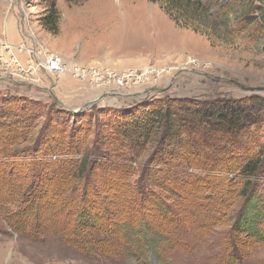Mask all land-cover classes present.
<instances>
[{
  "label": "rangeland",
  "instance_id": "rangeland-1",
  "mask_svg": "<svg viewBox=\"0 0 264 264\" xmlns=\"http://www.w3.org/2000/svg\"><path fill=\"white\" fill-rule=\"evenodd\" d=\"M112 1L0 0V41L6 45L41 47L42 52L52 50L68 62L132 71L120 86L94 87L70 74L51 77L39 73L41 82L35 86L0 82V106L21 105L24 100L47 106L34 121L36 134L47 112L59 116L54 123L57 141H50L47 152L43 145L34 150V160L21 161L19 155H12L9 163L38 168L44 163L46 168L60 170L55 164L64 161L71 182L79 188L66 209L52 212L29 208L22 189L26 180L12 176L15 185L21 183L20 189L3 184L0 264H264V241L233 229L248 196L258 199L264 212V114L261 123L241 129L250 136L239 137L246 143L242 147L228 141V129L243 120L246 123L241 112L252 116L264 112L262 101L239 106L234 114L229 109L242 98L264 99V0H199L209 6V15L195 14L196 20L178 23L166 12L165 4L122 0L128 1L129 10L148 5L157 15L144 23L127 18L124 24L120 21L121 30L114 29L117 25L106 28L107 16L99 9L110 7ZM52 3L57 10L54 31L42 23ZM13 53L18 56L22 51L13 48ZM75 109L79 110L73 113ZM150 111L173 115L172 127L164 128L160 120L154 124L156 134L153 131L138 140L131 126L128 131L118 123L122 116L147 117ZM191 113L202 118L198 125L179 119ZM163 129L181 132L178 140L186 142L190 160L183 161L175 153L160 159L157 142ZM167 140L166 136L163 145ZM252 141L260 144L256 156L263 162L246 192L249 177L239 168ZM60 146L68 150L59 153L55 148ZM252 148L255 154L257 148L253 144ZM49 153L50 159L45 155ZM83 155L88 157L89 168L87 173H76ZM163 162L172 168L164 169ZM185 162L192 166L184 170ZM111 164L119 168L116 175L123 188L116 192L99 188L97 203L80 221L79 195L86 184L96 180L97 170ZM30 169L26 165L29 177ZM0 175L1 179L6 176L1 167ZM143 175L149 178L153 207L146 212L150 226L140 232L129 215H119L116 204L131 197V190L137 192ZM167 177L172 184H163ZM157 194L168 211L165 217L155 213H161L156 208ZM174 207L176 215L171 214ZM108 213L114 221L105 224L102 221ZM157 231L159 245L147 248L146 239ZM94 241L103 243L102 247L93 245Z\"/></svg>",
  "mask_w": 264,
  "mask_h": 264
},
{
  "label": "trees",
  "instance_id": "trees-1",
  "mask_svg": "<svg viewBox=\"0 0 264 264\" xmlns=\"http://www.w3.org/2000/svg\"><path fill=\"white\" fill-rule=\"evenodd\" d=\"M76 2L84 1V0H74ZM152 2H160L162 4H165V10L168 12L169 16L176 22L180 21H188V20H196L198 17L195 16V14H198L199 16L208 14L209 6L206 4H203L199 0H149ZM55 5L52 3L49 11L43 16V25L48 30H56L57 27V17L56 13L57 10L54 7ZM11 100H8L6 102H10ZM23 101V100H22ZM22 103L21 105H18L15 103V106L9 105V103H5L7 106H0V167L3 169V173L5 172L6 176H3V179H1L0 175V190L2 185H11L12 187H18L20 189L21 183H16L11 181L12 179H23L26 180V182L23 184V197H26L28 199V202H26L27 205H29V208L31 210L33 209H39V208H45L49 209L50 211L58 210L61 211L63 209H66L70 205V200L75 197L74 195L78 191V187L75 184L74 181L71 182L73 179L71 176V173L69 170L65 168L66 165L64 161L57 162V166H59L60 170H57L56 168H46L44 166V163L41 164L38 168L32 166L31 164H26L29 166L31 177H29L28 170L26 169V165H15L10 161V157L12 155H19L21 158V161L24 159H33L36 156V152L34 150H38L43 145L45 152L48 151L49 143L50 141H55L54 132L56 129V126L54 123L58 119V113L54 114L53 112H47L46 120L41 126V128L36 132L33 131L36 124L34 121L36 118L41 114L42 111H44V108L47 107L46 105H43L41 101H26ZM264 102V99L257 97V96H251L248 98H242L240 100H236L233 102L231 107L229 109H233V114L238 113L236 111L237 107L239 106H249L250 104L255 105L258 102ZM12 102V101H11ZM52 104H50L51 106ZM257 105V104H256ZM153 110V109H152ZM154 111V110H153ZM150 111L151 114L148 113V116H142L137 115L135 117L131 116H122L120 118V122H118L120 125L124 127V129H128V131L132 130L136 134L134 137L138 140L141 139L142 135H149L154 131L155 123L159 122L160 120L164 123V128H170L173 125L174 118L173 115L166 114L167 111H159V112H153ZM232 110H230L231 112ZM227 112V111H226ZM241 116L243 115V119L246 117V123L239 124V126H232L229 128V124H232L233 118L231 117L228 120V141H231L232 143H236V145L239 147H242V145L246 144L243 142V140H239V137H250L249 132L248 134H242L241 129L243 127H248V125H254L259 124L263 120L261 117L264 112H258L257 115L252 116L250 113L247 112H241ZM225 114V113H224ZM224 114H221L219 117L224 118ZM160 116V119L158 120L157 116ZM261 115V116H260ZM184 123L188 121H192L190 123L191 125H198V120L200 121L201 117H196L191 114H184L181 115L179 118ZM131 126V127H129ZM225 126V125H224ZM135 127V129H134ZM249 128V127H248ZM168 129H163L160 133V138L157 142L160 145V148H157V151H160V159L170 158L173 153L179 154L178 156H181L183 161L190 160L188 147L186 145V142L180 143L178 140V137L180 136L181 132L179 130L174 131H168ZM157 131V128H156ZM156 131L153 133L156 134ZM219 131V129H217ZM230 131V132H229ZM173 133V135H172ZM221 133V132H220ZM172 135V136H171ZM166 136L168 137V142L166 145H163V143L166 141ZM156 137V136H155ZM60 138V136H59ZM57 141V140H56ZM55 141V142H56ZM244 143V144H243ZM252 144L255 148H257V151H255V154L253 152ZM252 144H249L248 148L246 147V150H249V153L246 154L245 159L243 163L241 164L239 168V172L249 177L246 180V192H249V189L251 187V178L258 172L260 169V166L263 162V158L256 156L259 149L261 148L260 144L256 141H252ZM60 145V144H59ZM162 145V146H161ZM186 145V146H185ZM247 146V145H246ZM52 148V146H51ZM55 148V147H54ZM59 153H64L63 151L68 150L59 147L55 148ZM79 150V148H77ZM159 149V150H158ZM53 150V149H52ZM175 151V152H172ZM71 151V150H69ZM34 152V154H32ZM68 155L72 156V153L67 152ZM50 154L47 155V158L50 159ZM75 154V153H74ZM87 154V153H85ZM89 154V153H88ZM34 155V156H32ZM88 157L83 155L81 160L79 161L78 167H76L74 170L76 173L78 172H84L87 173V170L89 168L87 164ZM161 160H158V162ZM166 161V160H165ZM40 162V161H39ZM35 164V162H32ZM38 163V161L36 162ZM41 163V162H40ZM38 163V164H40ZM183 163L181 167L186 170L188 167H191L192 164L190 163ZM164 169L172 168L173 165L168 164L167 162L164 163ZM53 167V166H52ZM214 166H212V169ZM34 168V169H33ZM219 168H222L219 167ZM18 169L19 171L17 172ZM33 170V171H32ZM95 170V168L93 169ZM97 170V169H96ZM224 170V169H223ZM73 171V172H75ZM100 172V175L98 174ZM119 172V168L115 165H104L101 167V170H97V173L94 174L95 181L92 180L91 183H88L83 188V193L79 195L78 197V219L82 221V219L85 218L86 212L88 211V208L94 207V205L97 203V196L99 191L102 189H99L101 187L106 188V191L111 190L112 192H116L117 190H121L122 183L121 178L117 176L116 174ZM167 173H170V170H168ZM174 174V172H172ZM176 177V174H174ZM188 177V176H187ZM20 178V179H19ZM168 178V177H167ZM183 178V177H182ZM143 182L140 187L135 188L137 190L136 193H134V189L131 190V197H129L126 200H119L116 204L117 210L121 214L119 215H129V221H135L137 224V231H142V229L146 228L147 226H150V216L146 214V212L150 211L151 207H153L152 200L150 197V182L149 178H145V175H143ZM170 183L172 184L173 181L168 178V180L164 181L163 184ZM75 184V185H74ZM91 185V186H90ZM92 187L90 190L87 188ZM79 194V193H78ZM77 194V195H78ZM107 194H110L109 192ZM247 194V193H246ZM76 195V196H77ZM156 199L155 202H157V210L160 212H155L156 215L159 217H165L168 213L167 210H165L164 204L160 202V198H158V194L154 196ZM60 202V203H59ZM160 202V203H159ZM30 203V204H29ZM128 207V210H126ZM75 208V210H77ZM259 200L254 198L253 196H248L246 199L245 206L241 209L240 215L238 219L233 224V229L237 232H244L246 235L251 236L259 241H264V212L262 209H260ZM74 210V208H73ZM110 213V212H109ZM109 213L105 216V219L102 221L105 224H110L112 221L111 215ZM177 209L174 207V210L172 211V215H176ZM164 215V216H163ZM122 219V218H120ZM173 219V218H172ZM77 228V227H76ZM127 228H131L128 226ZM78 232H81L82 230L80 228H77ZM160 232H156L152 238H147L144 245L147 246V248H154L155 246L159 245V242L161 241L159 238ZM92 241V240H91ZM89 242V241H88ZM87 242V243H88ZM99 241H94L93 245L97 247H102V244ZM89 244V243H88ZM90 244H92L90 242ZM104 246L108 247V245L104 244Z\"/></svg>",
  "mask_w": 264,
  "mask_h": 264
},
{
  "label": "built area",
  "instance_id": "built-area-1",
  "mask_svg": "<svg viewBox=\"0 0 264 264\" xmlns=\"http://www.w3.org/2000/svg\"><path fill=\"white\" fill-rule=\"evenodd\" d=\"M13 48H17L22 53L17 56L13 53ZM24 48L27 51H23ZM21 55H25L27 60L21 58ZM131 72L130 70H112L100 65H80L66 61L52 50L42 52L41 47L26 48L22 44L18 47L10 42L6 45L0 41V82L7 80L8 82H20L17 83L18 85L35 86L41 82L40 73L42 76L51 77L70 74L76 79L86 80L94 87L109 84L120 86L126 82ZM79 109L72 112L76 113L75 111Z\"/></svg>",
  "mask_w": 264,
  "mask_h": 264
},
{
  "label": "bare ground",
  "instance_id": "bare-ground-1",
  "mask_svg": "<svg viewBox=\"0 0 264 264\" xmlns=\"http://www.w3.org/2000/svg\"><path fill=\"white\" fill-rule=\"evenodd\" d=\"M127 3L128 1L114 0L110 3L111 5L110 7L108 5H103L99 7V9L103 10V13L107 16L108 21L106 24V28L107 27L114 28L113 25H117V27H115L114 29L118 30L121 28L119 27L121 23L120 21H122L124 24V21H126L127 18L144 23L146 21H150L151 19H155L154 17L157 15L156 11H154V9L151 6L142 5V8L140 9L129 10L126 6ZM115 4H119L120 6H122V8L118 10ZM117 22H119V24H117Z\"/></svg>",
  "mask_w": 264,
  "mask_h": 264
},
{
  "label": "water",
  "instance_id": "water-1",
  "mask_svg": "<svg viewBox=\"0 0 264 264\" xmlns=\"http://www.w3.org/2000/svg\"><path fill=\"white\" fill-rule=\"evenodd\" d=\"M75 112H78V110H76Z\"/></svg>",
  "mask_w": 264,
  "mask_h": 264
},
{
  "label": "crops",
  "instance_id": "crops-1",
  "mask_svg": "<svg viewBox=\"0 0 264 264\" xmlns=\"http://www.w3.org/2000/svg\"><path fill=\"white\" fill-rule=\"evenodd\" d=\"M72 90V89H71Z\"/></svg>",
  "mask_w": 264,
  "mask_h": 264
}]
</instances>
